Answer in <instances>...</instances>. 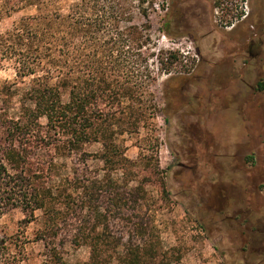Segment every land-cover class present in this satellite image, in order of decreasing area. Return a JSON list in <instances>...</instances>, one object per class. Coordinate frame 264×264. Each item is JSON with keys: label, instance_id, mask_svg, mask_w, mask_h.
Segmentation results:
<instances>
[{"label": "trees", "instance_id": "obj_1", "mask_svg": "<svg viewBox=\"0 0 264 264\" xmlns=\"http://www.w3.org/2000/svg\"><path fill=\"white\" fill-rule=\"evenodd\" d=\"M144 4L0 0V22L29 13L0 33V70L10 64L18 80H29L18 117L11 115L18 95L13 86L5 94L0 90L6 95L0 102V264H27L33 243L44 245L43 264H67V243L88 246V264H167L168 253L159 251L155 228L142 216L144 207H153L145 190L151 180L129 170L132 162L116 142L138 134L155 110L150 88L159 69L155 62H162ZM170 29L166 24L163 32L171 36ZM173 59L171 52L167 63ZM188 80L169 82L170 115L188 106L181 92ZM96 143L104 147L101 154L85 150ZM63 154L74 163L67 178L55 163ZM94 158L104 165L102 178L89 165ZM119 171L122 177L113 178ZM155 172L164 173L158 164ZM161 181L163 196H170L173 188ZM132 182L137 185L131 187ZM38 212L44 227L31 239L27 229ZM17 213L23 218L16 220ZM222 215L207 209L195 215L210 240V229ZM236 228L246 239L243 224ZM249 246L246 239L241 263L249 262Z\"/></svg>", "mask_w": 264, "mask_h": 264}, {"label": "rangeland", "instance_id": "obj_2", "mask_svg": "<svg viewBox=\"0 0 264 264\" xmlns=\"http://www.w3.org/2000/svg\"><path fill=\"white\" fill-rule=\"evenodd\" d=\"M144 1L162 62H155L159 69L155 68L156 82L150 88L155 110L138 134L116 138L132 162L129 170L137 173L141 180H151L145 190L153 207L151 211L144 207L142 216L155 228L159 251L168 253L167 264H264V87L258 90L264 84V45H259V36L264 33V13H261L264 3L242 0L243 9L239 13L251 17L245 26L229 30L220 22H214L219 21L221 12L206 13L204 4L208 0H184L186 10L198 5V9L192 11L196 16L187 12L175 14L192 21L199 32L187 35L171 27L172 35L167 36L163 29L174 15L173 0ZM224 1L234 4V0ZM226 8L231 10L230 6ZM254 12L261 13L257 27H254L257 19L253 17ZM27 14L24 11L0 22V33L12 28ZM171 52L175 59L168 64ZM211 76L213 88L209 90L206 85ZM175 77L189 79L184 92L198 98L197 106L203 109L200 124L194 118L197 107L183 109L176 118L170 115L165 92ZM10 85L18 94L13 99L11 115L18 117L20 100L29 88V80H18L14 67L6 64L0 70L3 94ZM4 96L0 95V102ZM199 135L210 144L200 147V154L194 155L198 164H193V159H189L195 152L191 140ZM85 150L98 155L104 147L96 143L86 146ZM180 156L183 158L178 161ZM187 159L189 161H185ZM55 163L64 178L72 174L74 163L64 154L57 156ZM157 164L163 175L156 174ZM89 165L100 170L103 177L104 165L100 160L94 158ZM122 173H114L113 178L120 179ZM161 179L167 182L169 189L173 188L168 197L163 196ZM193 179L198 180L196 190L190 187ZM136 185L132 182L130 186ZM202 209L224 213L223 219L210 229L213 240L196 220L195 215ZM21 218L23 216L17 213L15 219ZM241 223L240 230L250 244L247 263H241L240 252L246 239L235 233ZM43 227L44 220L38 212L37 220L27 229L29 237L34 239ZM119 251L122 253L123 247H119ZM29 253L27 264L44 263L42 243H33ZM63 258L67 264H88L90 248H76L67 243Z\"/></svg>", "mask_w": 264, "mask_h": 264}, {"label": "flooded vegetation", "instance_id": "obj_3", "mask_svg": "<svg viewBox=\"0 0 264 264\" xmlns=\"http://www.w3.org/2000/svg\"><path fill=\"white\" fill-rule=\"evenodd\" d=\"M196 1L198 2V0H196ZM221 1H223V2H221ZM261 1L264 3V0H261ZM233 2H234V4L232 2H225L224 0H208L206 5L204 4V7L206 9V13L207 14H208V12L210 10H213L216 14L221 12L223 15L221 16V18H219V21H217V20L214 21L215 24L220 22L221 26H224V28L228 29V27H229V30H233L234 28L245 26L247 20L251 17L250 14L243 15V14L239 13V10L243 9V4L244 3L242 2V0H234ZM258 2L261 3L260 0L256 1V3H258ZM183 3H184V0H173V4H174L173 13H174V15L171 16L172 18H171V21L169 22L170 26L175 31H177L178 33H182V34L183 33H187V35H190V32L198 33L199 30L196 29L197 27H195V25L193 24L192 21L188 22L189 20H183V17H178L177 14H175V13H178V14L180 13V15L181 14L184 15V13L187 12L186 14L191 13V14H193L192 16H196L195 12H192V11H196L198 9V5L194 4L191 7H189L188 10H186L187 8L183 7ZM226 6H230L231 10H228L226 8ZM261 13H264V5H263V11ZM261 13L260 12H256V13L254 12L255 16H253V17H257L256 21L254 22V24H255L254 27H257V22H258L257 20L259 18L258 16L261 15ZM192 18L194 20L196 17H192ZM263 34H262V36L261 35L259 36V45H262V46L264 45ZM186 87H188V86L181 87L182 99L188 105L184 109L188 110V109H193L194 107H197V109L195 110L194 118L196 119L198 124H200V120H201L202 115H203V112H202L203 109L199 108L197 106V105H199L198 98H195V97H192V96L190 97L188 94H186L184 92V89ZM206 88H208L210 90L211 88H213V86H207L206 85ZM179 112L174 114L173 116L175 118L179 117L178 116ZM189 117H192V116H189ZM199 132H203V131L199 130ZM192 139L194 140V142H193V140H191V146L193 147L195 152L192 153V155H190L191 158H189V159H193V160H191V162L193 164H198L197 157L194 159V155H196L195 153L197 152V155H199L200 154L199 153L200 147H202L205 143L206 144H210V143H207L206 140L204 139V137L201 136V135H199L197 137H194ZM192 156H193V158H192ZM177 158H178V161H179V160H182L183 157L180 156V157H177ZM189 159H187L185 161H189ZM188 173H190V172H188ZM197 182H198V180L196 181V180L193 179L191 181V183H190V187L193 188V189H195V188L197 189L198 188L197 187L198 186Z\"/></svg>", "mask_w": 264, "mask_h": 264}]
</instances>
